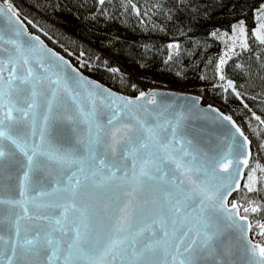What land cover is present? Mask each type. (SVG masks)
<instances>
[{
  "label": "snow or ice",
  "instance_id": "1",
  "mask_svg": "<svg viewBox=\"0 0 264 264\" xmlns=\"http://www.w3.org/2000/svg\"><path fill=\"white\" fill-rule=\"evenodd\" d=\"M0 15H16L10 2ZM239 33L247 48L242 22ZM254 35L264 44V23ZM15 36L0 35V264H236L226 227L243 264H264V243L248 235L264 166H249L251 141L230 116L242 142L205 147L181 113L148 107L155 93L117 97L82 76L74 88Z\"/></svg>",
  "mask_w": 264,
  "mask_h": 264
},
{
  "label": "trees",
  "instance_id": "2",
  "mask_svg": "<svg viewBox=\"0 0 264 264\" xmlns=\"http://www.w3.org/2000/svg\"><path fill=\"white\" fill-rule=\"evenodd\" d=\"M8 1L31 32L80 71L117 91L137 95L181 80L201 94L203 104L228 107L251 140L249 166H264V124L256 119L264 120V49L252 34L264 0H105L103 5L98 0ZM237 21L243 23L248 46L227 56L224 39L213 33H230ZM172 44L178 49L170 48ZM222 58L224 80L218 72ZM229 80L235 92L225 90ZM257 186L261 191L248 197L264 208V181ZM233 199L247 206L241 194L233 193L229 201ZM240 214L245 215L242 208ZM248 215L251 238L264 243L255 227L264 210Z\"/></svg>",
  "mask_w": 264,
  "mask_h": 264
},
{
  "label": "water",
  "instance_id": "3",
  "mask_svg": "<svg viewBox=\"0 0 264 264\" xmlns=\"http://www.w3.org/2000/svg\"><path fill=\"white\" fill-rule=\"evenodd\" d=\"M0 7L7 10V5L1 0ZM16 32L20 33V36L18 37L20 41H31L32 45L36 47L40 58L43 59L45 64L48 65L50 63L52 65L53 72L58 73L62 78L70 77L68 79L70 86L75 88L76 85L74 83V79H79V77L82 76L86 77L89 81H94L103 86V88L108 89L109 92L114 93L117 97H124L133 100L139 97L141 92L137 95L124 94L111 88L104 82L80 71L68 58L49 46L39 35L31 32L17 13L12 16L11 20L8 16L0 15V35L4 36L5 39H16ZM36 37L39 39L36 40ZM41 42L43 43V47H41ZM53 53L55 55H53ZM59 57H63V60H60ZM143 92L149 94L155 93L156 104L148 105L149 108L156 109L167 116H171L175 113H181L184 117V126L190 132L198 134V139L203 146L212 147L216 151L223 152L226 151L228 145H233V147H235L237 142H242L243 138L235 131L231 122L223 119V117L227 115L221 112L216 106L203 104L199 95L192 92L162 87H154ZM82 95H84V93H82ZM97 103L99 104V99L97 100ZM232 121L234 120L232 119ZM235 124L239 127L236 122ZM237 223L246 224L247 222L237 219ZM226 231L233 233L231 246L235 255L232 259L236 262V264H243V243L239 239V233L236 232L235 227L230 229L226 227ZM248 235L249 239L256 242L251 238L250 233Z\"/></svg>",
  "mask_w": 264,
  "mask_h": 264
},
{
  "label": "rangeland",
  "instance_id": "4",
  "mask_svg": "<svg viewBox=\"0 0 264 264\" xmlns=\"http://www.w3.org/2000/svg\"><path fill=\"white\" fill-rule=\"evenodd\" d=\"M1 1L4 4H6V5L9 3L8 0H5V1L1 0ZM262 5H264V2L261 4V6ZM261 6H260L259 10L256 12V24H255V27H254V30H253L252 34H253V37H254L255 41L257 43H259L260 46H262V48L264 49V44H261L256 39V37L254 35V32L258 29L259 25L261 23H264V18H259L260 17ZM240 26H241V22L240 21H237V22L234 23L233 28H232V31L230 33H222L221 31H218V30L214 32L216 36H222V38L225 41L226 48L223 51L224 52V55H226V54H227V56L228 55H233V54H235L237 52H240V51H243V50L246 49V48H244V47L241 46V42L245 39V37H241L240 36V33H239ZM234 29L236 31H234ZM234 39H235V46L233 47V40ZM246 42H247V39H246ZM162 88H170V89L179 90V91L191 92L190 91V86H188L185 82H183L181 80H179L178 82H176L174 86L162 87ZM149 89H147V90H149ZM140 92H143V91H140ZM192 93H194V92H192Z\"/></svg>",
  "mask_w": 264,
  "mask_h": 264
},
{
  "label": "built area",
  "instance_id": "5",
  "mask_svg": "<svg viewBox=\"0 0 264 264\" xmlns=\"http://www.w3.org/2000/svg\"><path fill=\"white\" fill-rule=\"evenodd\" d=\"M216 105H218L221 108V110H223V112L226 113L227 115L234 116V117L236 116L234 112H232L228 107L222 104H216Z\"/></svg>",
  "mask_w": 264,
  "mask_h": 264
}]
</instances>
